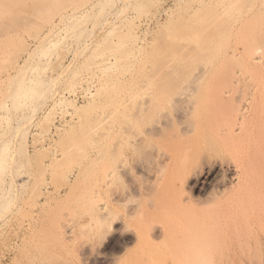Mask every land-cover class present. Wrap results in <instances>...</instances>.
<instances>
[{
	"label": "bare ground",
	"instance_id": "obj_1",
	"mask_svg": "<svg viewBox=\"0 0 264 264\" xmlns=\"http://www.w3.org/2000/svg\"><path fill=\"white\" fill-rule=\"evenodd\" d=\"M215 1L212 6L192 8L186 3L174 15L172 9H158L157 0H0V222L11 218L17 196L42 175L50 174L51 180L62 172L73 179L67 189L74 194L79 179L98 175L107 186L120 175L128 176L131 162L138 171L150 174L146 192H156L141 210L145 232L138 231L140 238L135 239L132 252L128 249V257L114 263L264 264V78L255 82L252 75L251 92L252 83L246 93L250 96L241 97L249 80L245 75L254 69L243 73L240 64H244L242 58H250L256 44L252 50L245 47L251 54L244 48L245 52L237 44L241 34H236L239 22L253 18L255 5L250 4L252 0H219L216 5ZM258 29L252 35L255 31L258 36ZM24 34L32 39V49L22 50V44L18 45ZM256 36L259 41L254 43L264 50L259 45L264 44L263 35ZM10 46L20 53V64ZM258 50L254 51L256 60L264 65V54ZM67 57L69 62L63 66ZM213 76L216 78L211 80ZM74 97L82 98L84 105L75 107ZM43 106L49 109L40 119ZM50 115L57 116V125ZM173 121L183 122L177 139L189 141L198 133L204 143L215 137L221 140V134L235 137V144L230 140L234 145L237 137L244 140L241 147L246 143L252 152L248 154L252 158L247 156L245 161L248 164L251 158L256 164L249 165L251 169L241 177L238 166L230 162L237 182H242L240 204L234 202L225 209L187 200L183 207L178 194H172L177 187L166 190L175 183L171 165L178 159L172 156L176 151L168 149L174 144L168 134ZM33 125L41 129L32 134L34 148L44 136L49 144L46 150H39L42 155L27 156L25 137ZM83 187L85 194L75 206L82 205L88 223L100 224L108 218L107 208L94 206L92 186ZM162 187L166 189L160 194ZM126 193L115 190L113 200H122ZM72 212L68 213L73 216ZM72 216L55 225L59 238L74 239L77 229L85 228ZM117 219L118 229L126 227L124 216ZM143 233L146 235L141 237Z\"/></svg>",
	"mask_w": 264,
	"mask_h": 264
},
{
	"label": "rangeland",
	"instance_id": "obj_2",
	"mask_svg": "<svg viewBox=\"0 0 264 264\" xmlns=\"http://www.w3.org/2000/svg\"><path fill=\"white\" fill-rule=\"evenodd\" d=\"M216 1H219V0H216ZM216 1H215V5L218 3V2L216 3ZM259 1L258 0H252V2L250 3L251 5H255L254 10L256 11V13L255 12H253V13H254V15H256V14L257 15L256 16L253 15V18L250 15L247 16L246 18H248V17L249 18L251 17V18L247 22H244L245 24L243 23V21H245V20H242L241 22H239L237 24V26L240 25V23H241V25L242 24L243 25L242 26L240 25L238 28L236 27V34L240 33L241 34V40L243 41V42L242 41L240 42L239 41L240 39H237V38H239L237 36L236 37L237 44L239 45V43H241V45H239L240 47H242V45H243V47H242L243 51H245L244 50L245 47L246 48L249 47L250 50H252L251 48H252V46L254 48L255 44H256L255 48H257V41H259V40L254 38V34L256 36L255 31H257V30H255V29H258L257 26H259V25L256 24V22L257 23L259 22V24H260L259 27H262L261 29L260 28L259 29L261 31L260 32L261 35H263L262 37H264V34H262L263 33L262 31H264V28H263L264 24H262V23H264V14H263L264 13V8H263L264 7V0H259ZM211 2H214V0H212V1L211 0H205V2H204V0H202V1H200V0H157V4H158L157 7H158V9H167V8H168V10L172 9V13L174 14L177 12L176 8H178V7L180 8V6L183 7L187 4H190L189 7L192 8L195 6L197 7L200 4H202V6L203 5L204 6H209V5L212 6V4L214 5V3L211 4ZM206 4H208V5H206ZM258 7H261V8H258ZM260 9H262L263 11H260ZM176 14H174V15H176ZM250 14H252V13H250ZM148 19H146V20H148ZM251 19H254V20H251ZM253 21H255L254 22L255 24L251 23ZM246 23H247V25H246ZM249 24L250 25L253 24L257 28L254 26L255 27V29H254L253 25L249 26ZM148 25L150 27V26H152V23L151 24L148 23ZM243 26H244V28H243ZM246 26H247V28H250L252 30L251 35L249 34L250 32H248V30L250 31V29L247 30L245 28ZM240 28L243 30L242 32H241ZM237 29L239 31L238 33H237ZM253 30H255V31H254V34L252 35ZM260 33L258 32L259 35H260ZM259 35L256 37H259V39H260L261 36H259ZM251 36H253V37H251ZM96 37L98 39L100 37V35H98ZM249 37H251L252 39ZM261 39H262V41L264 40L263 38H261ZM20 40H19V42H21V43L18 42V45L20 46L22 44L21 46H23V47L20 46L22 48V50L26 49V48H30V49L33 48L32 43H31L32 39L30 37H28L27 34H24V36L22 38H20ZM254 40H257V41L254 43ZM244 41L245 42L249 41L250 43H247V44H250L251 46L250 45L247 46V44H243ZM23 43H24V45H23ZM25 44H28V46ZM259 45L263 46V48H264L263 43L259 44ZM10 48L12 50V52H11V54H12L14 52V49H12L11 46H10ZM255 48L253 49V51H251L254 54V56H253V54H251V52H249L250 50L246 49V51H248V53L251 54L250 58H249L250 60L248 58H247L248 59L247 60L244 57L245 55L242 56V57H244V58H242L243 60L246 59L248 63L251 61L253 63V65H251L252 63L250 62L249 64L247 63V66H246L245 65L246 60L243 61L241 59L242 63H244L243 65L240 64L241 69L243 70V73H244V71L246 73H248V71H250L248 68H250L252 71H253V69H254V71L255 70L258 71V72L253 71V73H255V74H253L251 71H250L251 73H248L249 75L244 74L245 77H247V79H249V80H247V82H246L247 84L244 87V89L241 90V95H242L241 97L244 96L243 94H245L244 97L250 96L249 92L247 94L248 96L246 95L247 88H248L247 85L252 83V81L254 82V79L256 82V80H260V79L264 78V75H262V74H264V70H263L264 65L258 64V61L256 60L257 52L254 53L255 50L260 49L258 51L260 52L262 50L261 52H263V54H264V50L260 46L257 49H255ZM261 52L258 54H261ZM15 53H17V54H15ZM243 54H245V53L243 52ZM13 55H14L16 61L20 64L22 62V58H20V57H19L20 59L18 58L20 53L16 51V52H14ZM15 55H17V56H15ZM246 57H247V54H246ZM69 59L70 58L67 57L64 60L65 63H63L64 64L63 66H66V64H68ZM241 60H240V62H241ZM255 64H256V67L254 66ZM244 65L247 68H245ZM249 65L252 67H250ZM259 65L261 66L262 70L259 67ZM5 69H6V72L7 71H8V73L10 72V74L14 73L13 69H7V68H5ZM6 72H4V73H6ZM252 75L255 76V77L253 76L254 77L253 80H252L253 77H251ZM208 78L210 79V77H208ZM211 78H212L211 80H214L216 78V76H213ZM252 85H253V83L250 84V86L248 85L250 87L248 89L250 92H251V86ZM71 102H72V104L74 103L75 107H81L85 103L84 100L80 97L72 98ZM47 107L43 106V110H41L40 115H39L40 119L42 117L46 116L47 111L49 109ZM231 107H234V106H231ZM70 109H71V107H70ZM39 117H38V120H40ZM51 117H50L51 118L50 120H52L54 118L52 120L53 123L58 124L59 120L56 118L57 116L54 117L52 115ZM181 123H183V122H177V121L174 122L173 121L171 128L168 129V131L169 130L171 131V132H168V134L169 133H170L169 135L172 134V137H170V138L171 139L173 138L172 141L175 144L174 145L172 142L173 148H171V145H170V148H168V149H169V151L171 150V152L176 151V152L172 153V156H178V159L176 157H174V159H177V160L173 161V162L176 161L177 163L175 162L171 165L172 166L171 170L175 172V173L174 172L172 173V176L174 178L176 177L175 179L172 177V183H174V182L175 183H174V185L171 184L173 186L169 185L168 189H166L165 187L164 188L162 187V189L160 190V194L163 193V191L165 189L167 191L168 190L172 191L174 188L177 187V189H174V192L172 191V194H178L179 199L181 200L180 201L181 205L183 203L187 204L185 202L187 200L188 201L192 200V203H194L195 205L198 204L197 206H201V205H199V203L201 202V204L206 203L204 205L202 204L203 206H207V204L209 203V205L215 204L216 206H218L220 208H225V209H226V207L229 208V205L234 206V202H235V205L240 204V202H241L240 199L242 197L240 198L241 195H239V194L243 193V189H242L243 187H241L242 182H237V174L239 176L243 177L244 172H246L245 174H247L248 170L251 169L250 167L253 166V164H254V163H252L254 160L251 159L252 155L248 156V154H251L252 152L249 150L248 147H245L246 143L244 146L245 149L243 146L241 147V145H240L241 143H243L244 140H242V142H241L240 141L241 137H239L240 140L237 139L238 138L237 137L235 140H236V142L238 141L237 143L240 146L238 144L234 145L235 141L233 139L235 137L233 138L232 135H229L231 137L229 139V137H226L224 134H221L222 136H220V134H219V136L221 137L220 138L221 140H219V137L217 136L218 138L215 137L212 141H210L211 143L210 142L204 143L203 140H200V135H198V133H197L195 135L190 136L194 140L196 138V136L198 135L197 140L195 139L193 141V143L191 144V142H192L191 138H189L190 139L189 141H187L188 139L184 140L183 138L181 139L180 137H179V139H177V135L180 132L181 127L183 128V125ZM43 125H45L44 122H43ZM38 126H41V123H39ZM34 131L36 133L37 132L39 133V132H41V129H39L38 127L33 125L31 127V129L29 130V132H31V134L25 137V141H26L25 147H26V153H27L25 155H27V156L32 155L33 153H35L37 156L38 152L40 155H42V152L40 153V151H42L41 148L46 150L48 147V144H49L47 136H44L42 139L38 140V142H37L38 148H34L35 145H33V143H35L34 142L35 139L32 136V134L35 133ZM199 134H200V132H199ZM226 138L228 139V141ZM242 138H246V135L244 137L242 136ZM230 140L233 141L234 144L232 142H230ZM248 140H249V138L247 139V141ZM195 141L196 142L198 141V143L196 144ZM179 142H180V144H179ZM30 143H32V144H30ZM208 143H209V145H208ZM194 144H195V146H193ZM231 145H233L234 147L237 146L238 148L237 147L234 148V150L236 149L237 151L236 150L231 151V149H233V146H231ZM242 145H244V143ZM184 146H185V149H184ZM189 147H191L190 150H189ZM239 147L244 149L243 150L240 148L242 153L240 152ZM246 148H248L247 151H246ZM31 149H32V151H31ZM180 149H182L181 152H178V150L180 151ZM182 151H184V153L186 155L184 153H182ZM248 151H249V153H248ZM175 153L176 154L179 153V154L175 155ZM247 156L251 157L250 160H252L251 162H249L250 160H248V164L245 161V160H247ZM239 157H242V158H239ZM230 162L232 163V165L238 166V173L237 174H235L234 171H232V169H231L232 165L230 164ZM180 164H181V166H179ZM255 164H256V162H255ZM249 165H251L249 167L250 169L248 168ZM229 166H230V169H229ZM243 166L245 169L243 168ZM128 167L130 168L129 169L130 174H128L129 172L127 173L128 176L124 175V174L120 175L118 180L115 181V183L107 185V186H103L101 178L97 177L98 175L92 177V179H86L85 178L86 180L84 179L83 181H82V179H79L78 180L79 183L77 184L78 181L76 182V184H77L76 189H78V190L75 189L76 192L74 194H72L74 191L72 192L71 190L67 189L69 184H73L72 183L73 179L66 177V175H63V173L60 171H59V173H61V174L57 173L56 174L57 177H55V178L53 177L55 175H53L51 180H50L51 175L47 173L45 175H42V177L39 180H37L38 182L33 181L32 183H30L31 186L29 184L30 187L27 186V188H26L27 192L25 191L24 194L17 196L18 198H16L17 201H16V205L14 207V211L15 210L16 211L15 212L13 211L14 214L11 215V218L7 222H0V264H116V263H114L115 259L121 260L124 257L125 258L128 257V254H130V253H128L126 251H128V249H130L131 251L129 250V252H132L133 246L135 245V239L137 240L138 239L137 237L140 238V236H139V234H141L140 232H145L144 231L145 227H142L144 224L143 222H144L145 217H144V214L142 213L143 211H141V210L143 209V206L146 204V202L149 200V198L152 197L150 195H153L156 192V191H154V192L152 191L148 194L149 191L146 192V190L144 188V186L146 187L147 183H149V181L151 180V176H150V174H148V172H145V170H143L141 172H140V170L138 171V169H135V167L132 165L131 162H129ZM178 167L181 168V170L179 169L180 173L178 172ZM186 167H190V169L186 168ZM223 168H225V169H223ZM196 169H197V171H196ZM201 170L203 172H201ZM241 170H243V171H241ZM191 171L194 174H192ZM176 173L181 175V177H182V174L184 176L186 173V175L179 179V175ZM188 174H189V176H188ZM192 176H193V178L195 176V178H194L195 180L192 178ZM196 176H198L199 178ZM204 176H205V178H204ZM187 178H189V179L186 180ZM52 179H54V180H52ZM177 179H179V181ZM40 180L41 181L43 180L42 181L43 183ZM182 182L184 185L182 184ZM185 183H187V184H185ZM83 185L84 186L85 185L92 186L91 187L92 189L90 190V194H91L94 206L104 205L107 208L108 218L106 220H103V222H101L100 224H94V223H90V222L88 223L89 218L87 219V215H85L84 208L82 207V205H81V207L75 206V204L78 203V201H79L78 199L81 197V194H83V195L85 194L84 193L85 187H83ZM95 185H97V186H95ZM35 186H37V187H35ZM38 187H39V189H38ZM81 187L83 188V192H82ZM53 188H55V189H53ZM179 188H181V189H179ZM34 189H35L36 193H35ZM118 189L124 190L127 192L125 194V197L122 198L123 201L122 200H116V201L113 200L112 194L115 190H118ZM176 190L179 191L180 194L176 193L177 192ZM239 190H240V192L242 191V193H238ZM69 191L71 194L69 193ZM67 192H68V195L66 194ZM76 193H77V196H76ZM26 194H28L30 196H27ZM79 194H80V196H78ZM33 195L35 197H33ZM25 196H27L28 199L25 198ZM35 203L37 205H35ZM45 203L46 204L48 203L49 205L48 204L46 205ZM22 204H24V205H22ZM41 204H43L42 208H41ZM19 205H20L21 209L18 207ZM33 205L35 206V208L33 207ZM189 205L190 204L188 203V206ZM184 206H186V205H184ZM75 207H77V208H75ZM52 209H54V211ZM76 209H79V210H76ZM75 211L77 212V214L79 213L78 217H81L83 219H81V218L79 219L77 217V215H75L76 214ZM68 212H72V214H74V213L75 214L72 216L71 213L69 214ZM82 213H84V214H82ZM49 214H51V215H49ZM128 214H130V215H128ZM42 216L45 217V219ZM65 216L66 217L72 216V217H74V220H76L77 223H79L81 221L79 224L83 223V225H85L84 226L85 228L82 227L83 230L80 228L77 229L74 239H67L64 237H62V238L58 237L61 235L57 231L58 228L55 229L56 228L55 225L60 220L65 219L66 218ZM84 216H86V217H84ZM123 216L125 218V225L127 227L126 228L124 226V228H126L127 230L126 229L124 230L123 227H122V229L121 228L118 229V227L120 225L117 222V220H118L117 218H122ZM46 217H48V218H46ZM29 219L30 220L32 219V220L30 221ZM85 220H87V221H85ZM54 222H55V224L53 225ZM40 223H41V225H40ZM110 223H111V225H110ZM53 226H54V228H53ZM109 226H111V228ZM114 228L115 229L117 228V229L114 230ZM117 230H118V232H117ZM119 230H122V232ZM130 230L133 233H131ZM138 231H140V232H138ZM129 232L131 234H129ZM144 235H146V234L143 233V235H141V237H143ZM156 241L159 242L158 240H156ZM126 245H128V246H126ZM160 247H162V249L164 248L163 245H161ZM123 248H126L127 250L126 249L124 250Z\"/></svg>",
	"mask_w": 264,
	"mask_h": 264
}]
</instances>
